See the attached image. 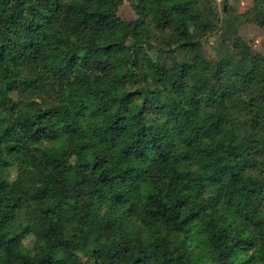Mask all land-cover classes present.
<instances>
[{
  "label": "trees",
  "instance_id": "trees-1",
  "mask_svg": "<svg viewBox=\"0 0 264 264\" xmlns=\"http://www.w3.org/2000/svg\"><path fill=\"white\" fill-rule=\"evenodd\" d=\"M131 1L0 0V264H264V0Z\"/></svg>",
  "mask_w": 264,
  "mask_h": 264
},
{
  "label": "rangeland",
  "instance_id": "rangeland-1",
  "mask_svg": "<svg viewBox=\"0 0 264 264\" xmlns=\"http://www.w3.org/2000/svg\"><path fill=\"white\" fill-rule=\"evenodd\" d=\"M219 14L224 17L223 0H216ZM255 0H228L229 7L234 6L236 13H244L250 10L255 5ZM230 10V9H229ZM118 15L124 20H133L139 17L136 10L135 3L131 0H124L118 10ZM220 26V25H219ZM223 29H216L212 35L206 37L203 42L205 46V53L209 58H216L220 54H225L228 49L227 45L222 43L220 34L224 32ZM237 34L246 40L256 51L264 53V27L259 26L254 22L243 23L237 25ZM154 58H158L157 53H153ZM53 94L56 98L62 99L65 96L64 90L60 85L52 86ZM29 177L34 180L31 173L28 172ZM32 237L27 238V244H30ZM1 252L8 258L12 257L14 247L11 244L4 243L0 245ZM80 256L84 264H95L94 261L86 254L85 251L80 252Z\"/></svg>",
  "mask_w": 264,
  "mask_h": 264
}]
</instances>
